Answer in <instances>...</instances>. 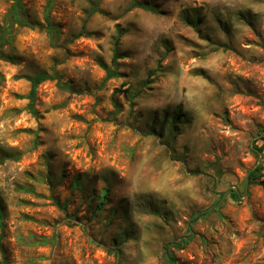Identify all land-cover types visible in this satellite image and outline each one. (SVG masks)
I'll list each match as a JSON object with an SVG mask.
<instances>
[{
	"label": "rangeland",
	"instance_id": "rangeland-1",
	"mask_svg": "<svg viewBox=\"0 0 264 264\" xmlns=\"http://www.w3.org/2000/svg\"><path fill=\"white\" fill-rule=\"evenodd\" d=\"M1 34L0 264H264V0H0Z\"/></svg>",
	"mask_w": 264,
	"mask_h": 264
},
{
	"label": "trees",
	"instance_id": "trees-1",
	"mask_svg": "<svg viewBox=\"0 0 264 264\" xmlns=\"http://www.w3.org/2000/svg\"><path fill=\"white\" fill-rule=\"evenodd\" d=\"M132 7H142V8H145L147 10H151V11H155V9L149 7L148 5H139L138 3L136 2H133L132 3ZM47 22L49 24V26L51 28H53V26L50 24L48 18H47ZM0 38H1V42H4V39L2 37V34L0 35ZM5 58L6 60H10V61H14L13 58H10V57H3ZM116 62V57H114L113 59V63ZM111 74V73H110ZM52 77L47 74V73H41V74H38L34 77H29L28 80L31 82V85H32V90H31V93L29 94L28 98L30 99V103H29V108L31 110V112L33 114H35V110L32 108V105H33V102H34V98H35V91L37 89V87L44 81H47V80H51ZM8 159H12L10 156L6 155L5 157H3L2 159H0V165L3 164L6 160ZM261 168L260 167H257L255 170H253L251 173H250V176H255L256 173L260 172Z\"/></svg>",
	"mask_w": 264,
	"mask_h": 264
}]
</instances>
